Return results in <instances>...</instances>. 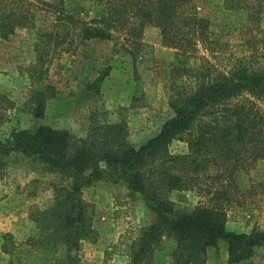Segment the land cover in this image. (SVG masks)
Wrapping results in <instances>:
<instances>
[{
    "label": "rangeland",
    "instance_id": "1",
    "mask_svg": "<svg viewBox=\"0 0 264 264\" xmlns=\"http://www.w3.org/2000/svg\"><path fill=\"white\" fill-rule=\"evenodd\" d=\"M15 1L30 9L34 25L8 38L0 29V264H133L142 231L153 224L155 214L143 195L131 193L126 174L103 162L98 176L77 192L73 177L60 184L61 174L41 154L19 148L14 138L46 127L64 130L71 136V155L82 139L99 133L111 137L121 127L123 144L139 149L175 115L163 77L165 67L181 65L176 50L164 45L155 29L145 31L141 40L153 48L142 53L139 40L118 31L108 41L83 39L81 29L63 16L87 22L101 18L106 8L98 0ZM60 1L64 14L51 5ZM194 2L200 17L213 27L227 31L247 23V12L229 10L223 0ZM48 33H54L52 45L60 43L57 50L48 46ZM115 42L120 51L112 55ZM40 53L47 54V65H36ZM42 68L48 73L37 82L35 75ZM114 125H119L115 131L104 128ZM114 139L111 147L117 148L119 137ZM170 150L181 154L188 149L176 141ZM234 185L244 192L242 201L253 204L250 211L237 204L228 208V231L264 230V160L238 172ZM205 193L198 188L174 192L171 200L177 210L190 212L207 203L211 196ZM68 214L81 228L77 245L62 238ZM4 245L10 252H3ZM228 245L219 241L201 264H228ZM175 246L173 239L164 238L138 264L169 263ZM237 264H264V245H255Z\"/></svg>",
    "mask_w": 264,
    "mask_h": 264
},
{
    "label": "trees",
    "instance_id": "2",
    "mask_svg": "<svg viewBox=\"0 0 264 264\" xmlns=\"http://www.w3.org/2000/svg\"><path fill=\"white\" fill-rule=\"evenodd\" d=\"M98 1L105 4V14L89 22L65 15L63 1L51 5L62 9L63 18L79 27L85 40H112L118 31L130 40H139L142 53L153 48L141 40L145 31L157 30L164 45L176 50L181 64L165 67L163 77L175 115L139 149L123 144L125 136L119 125L104 127L109 131L119 127L111 137V133H99L82 139L71 155L70 133L49 127L35 134H16V145L27 154H41L61 174L60 184L73 177L77 192L98 176L103 162L126 174L131 193L143 195L155 214L153 224L142 231L133 264L164 238L176 243L172 261L165 264H201L221 240L229 244L228 264L240 263L253 253L255 245H264V230L237 234L227 229L230 206L237 204L250 211L253 204L242 201L244 192L234 185L237 173L264 160V0H223L227 9L248 15L245 25L227 31L201 18L194 0ZM21 5L0 0L4 38L34 25L30 9ZM53 34H47V44L57 50L60 43L52 45ZM36 48L46 51L39 44ZM119 51L115 42L112 55ZM46 56L40 53L36 65H47ZM47 73L48 68L37 71L36 81L41 82ZM116 137L121 146L113 148ZM176 141L187 145L186 153L171 152ZM90 168L94 171L86 173ZM197 188L211 196L207 203L190 212L177 210L171 195ZM77 215L83 216L82 208ZM76 220L71 214L66 217L62 238L69 245H77L80 239ZM5 239L8 245L11 235ZM7 245L3 246L5 253L10 252Z\"/></svg>",
    "mask_w": 264,
    "mask_h": 264
}]
</instances>
